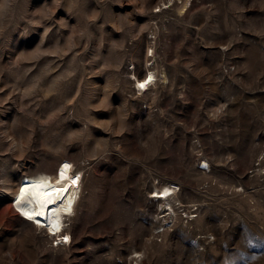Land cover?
Returning a JSON list of instances; mask_svg holds the SVG:
<instances>
[{"label": "rangeland", "instance_id": "1", "mask_svg": "<svg viewBox=\"0 0 264 264\" xmlns=\"http://www.w3.org/2000/svg\"><path fill=\"white\" fill-rule=\"evenodd\" d=\"M63 156L51 248L11 190ZM0 264H264V0H0Z\"/></svg>", "mask_w": 264, "mask_h": 264}, {"label": "bare ground", "instance_id": "2", "mask_svg": "<svg viewBox=\"0 0 264 264\" xmlns=\"http://www.w3.org/2000/svg\"><path fill=\"white\" fill-rule=\"evenodd\" d=\"M145 68V73L141 78L132 73L134 88L139 92L148 90L157 80L156 71L148 66ZM161 77L164 76L161 75ZM203 163L209 167L206 160H203ZM73 164L70 159L63 156L57 161L54 170L38 169L20 176L11 190V203L20 216L29 223V232L37 228L44 229L48 235L54 237L62 235L71 240L69 228H64L63 225L65 221L69 224L75 215V208L83 190V175L79 169H72ZM62 172L63 179L61 178ZM49 176L52 180L48 178ZM56 177L59 178L54 182ZM178 188L179 186L173 182H166L159 187L155 186L154 196H157V201H160L163 208L165 207L163 211L169 209L173 214L176 212L175 203L180 202L177 196ZM59 189L63 191H57Z\"/></svg>", "mask_w": 264, "mask_h": 264}, {"label": "built area", "instance_id": "3", "mask_svg": "<svg viewBox=\"0 0 264 264\" xmlns=\"http://www.w3.org/2000/svg\"><path fill=\"white\" fill-rule=\"evenodd\" d=\"M198 168L203 170V171L209 170L208 166L205 165L203 163V161L199 162ZM150 198H152V200H154V201L157 200V196H154V191H152V193L150 194ZM196 210H197V205H193L189 210L190 214L189 215L186 214L185 217L192 218V217L196 216V213H194V212H196ZM172 216L175 217V213L174 214L172 213ZM167 222H168V220H165L166 224H167ZM171 225H172V222H171V224H169V226H171ZM161 229H164V228H161ZM48 237H49V246L51 248H58L60 246H65L69 242V239H67L65 236H62V235H55V237L53 235H48Z\"/></svg>", "mask_w": 264, "mask_h": 264}, {"label": "snow or ice", "instance_id": "4", "mask_svg": "<svg viewBox=\"0 0 264 264\" xmlns=\"http://www.w3.org/2000/svg\"><path fill=\"white\" fill-rule=\"evenodd\" d=\"M141 87H143V85H140ZM65 167H68L67 165H65ZM61 178L63 179L64 178V174H63V172L61 173ZM75 182V181H74ZM57 191H63V189H59V190H57Z\"/></svg>", "mask_w": 264, "mask_h": 264}]
</instances>
